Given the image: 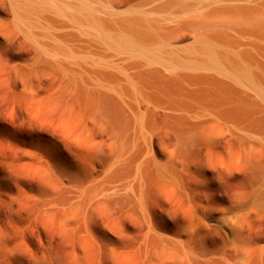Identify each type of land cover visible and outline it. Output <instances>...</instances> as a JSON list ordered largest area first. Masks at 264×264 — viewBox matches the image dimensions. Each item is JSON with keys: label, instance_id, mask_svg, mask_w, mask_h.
<instances>
[{"label": "bare ground", "instance_id": "bare-ground-1", "mask_svg": "<svg viewBox=\"0 0 264 264\" xmlns=\"http://www.w3.org/2000/svg\"><path fill=\"white\" fill-rule=\"evenodd\" d=\"M0 89L85 262L264 264V0H0Z\"/></svg>", "mask_w": 264, "mask_h": 264}, {"label": "rangeland", "instance_id": "rangeland-1", "mask_svg": "<svg viewBox=\"0 0 264 264\" xmlns=\"http://www.w3.org/2000/svg\"><path fill=\"white\" fill-rule=\"evenodd\" d=\"M33 118L29 111L13 103L9 95L0 89V264H89L91 261L83 258L80 249L76 251L77 246L57 225H43L34 219L33 204L37 201L31 192L33 182L30 181L33 178L30 177L34 170L30 169L36 165L34 163L38 162L40 154H45L47 158L52 156L41 146L39 133L43 130ZM65 150L61 149L62 155L67 157L69 151ZM35 153L38 158L33 156ZM29 170L32 171L30 177L27 175ZM177 213V218L185 222L180 208ZM122 222L128 233L133 235L137 227L135 221L127 215L122 217ZM262 224L253 222L251 229L259 233Z\"/></svg>", "mask_w": 264, "mask_h": 264}]
</instances>
